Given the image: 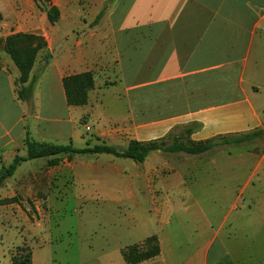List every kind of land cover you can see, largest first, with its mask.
<instances>
[{
  "label": "crops",
  "instance_id": "1",
  "mask_svg": "<svg viewBox=\"0 0 264 264\" xmlns=\"http://www.w3.org/2000/svg\"><path fill=\"white\" fill-rule=\"evenodd\" d=\"M49 4L65 22L63 31L45 11L39 17L32 0H0V171L26 155L27 138L72 145L76 134V149L125 148L131 140L167 135L169 144L183 130L187 142L217 144L198 155L150 152L136 174H120L114 164L120 158L108 154L64 156L55 166L48 165L52 157L21 162L0 183V264H12L20 248L30 251L31 264L51 263L48 219L59 189L76 201L101 194L114 199L125 210V248L155 236L159 253L137 264H215L224 256L234 264H264V133L257 151L248 148L254 137L245 136L264 127V0ZM73 18L75 26L67 23ZM27 33L43 36L46 46L29 74L30 98L22 101L4 41ZM109 64L116 70L111 81ZM83 72L94 80L87 103L68 106L62 79ZM83 115L95 121L93 142L76 133ZM191 125L196 129L187 135ZM151 212L156 218L148 229L141 219ZM133 215L140 221L134 226ZM116 224L109 229L115 242L122 239ZM123 246L116 247L120 256ZM92 260L103 264L99 256ZM122 260L109 264H127Z\"/></svg>",
  "mask_w": 264,
  "mask_h": 264
},
{
  "label": "rangeland",
  "instance_id": "2",
  "mask_svg": "<svg viewBox=\"0 0 264 264\" xmlns=\"http://www.w3.org/2000/svg\"><path fill=\"white\" fill-rule=\"evenodd\" d=\"M32 1L35 3L37 9V15L39 17L41 16V13L43 11L46 12L51 7V5L49 4V0H32ZM59 17L60 14L58 11V20L55 24L58 23L57 29L59 31H63L62 25H64L65 22L63 21L64 23L61 24L62 22H59ZM76 22H77L76 19L73 18V20L68 21L67 23L73 24L75 26ZM94 23H98V21ZM39 25L40 27H42L43 25L42 22H39ZM45 25H48V23H45ZM27 34H32V33H27ZM33 35L41 37L45 42L43 36L39 34H33ZM102 46L106 49L105 41H102ZM43 55H44L43 58H45V56L47 55L45 54V50L43 52ZM109 68H110V72L112 73L111 75L109 74L110 72L108 73L109 80L110 81L115 80L116 70L113 69L111 64H109ZM101 79L103 81V77H101ZM41 89H39V91ZM117 89L120 90L121 86H118V88L115 89V92ZM37 93H38V88L37 91L35 92L36 99H37ZM41 93L45 94V91H41ZM30 95H31V91L29 93L27 92L26 97L23 96L24 98L22 101L29 99ZM113 98L114 97H110V101H113ZM54 105L56 106V111H58L57 114L58 113L59 115L62 114L63 110L59 102H57V100H54ZM30 106L33 108L34 115H36L35 109L37 108V100L34 99V103L31 102ZM28 123L31 124L30 119L26 122V124ZM93 124L95 125V121L93 122L86 115H83L75 125L76 133L77 134L81 133V137L83 139L85 140L88 139L89 141L93 142L94 138L96 137L95 131L93 130V126H92ZM86 127H89V130H86ZM191 128H192L191 131L195 130L196 126L191 125ZM182 133L183 130L181 131L176 130V133H174L176 134L175 135L176 138H174L173 141L176 143L187 144V140H186L187 137H185V135ZM168 136L169 135H167L163 139H167ZM27 139L32 142H35L32 139L29 138ZM250 141L251 142L248 143L249 144L248 148L257 151V149L259 148L260 144L263 141V137L260 138L259 136H254L253 141L252 140ZM67 144L69 143L68 142L63 143V145H67ZM72 145L75 148H79L81 146L80 139L76 134H75V138L73 139ZM116 148L118 150L123 149L120 143ZM100 157H104V156L101 155ZM114 164L116 165L117 168H119L120 174L123 173L136 174L137 173L136 167L141 165V163H136L130 159H125V158L116 159ZM116 185H117L116 187L117 191H120L121 183L117 182ZM55 193L56 194L58 193L59 196L53 198V202H54L53 209L48 219V225L50 226V233L52 234V240L49 244L51 250V259H52L50 264H81V263L88 264L87 261L91 262L93 261L92 259L96 258L97 256H99V258H102L101 261L103 262V264L121 263L123 261L121 258L122 256L119 255V252L116 249V247L119 248V245L121 247L125 245L127 242V239L124 238V233H123L124 231L123 218L125 217V210H123V208H120L118 205H116V203H114V199H110L109 197L103 194H101L98 197H89L86 199H82L80 201L79 200L76 201V199H73L69 193H67L66 195L63 194L61 195L60 189L55 190ZM138 198H140L141 200H146L145 207L149 211L152 210V207L150 206L148 200L144 197V195L142 198L140 196ZM31 202H32L31 200H28L27 205L30 206ZM132 211L134 212V209ZM134 217L135 216L133 215L132 218L133 226L137 225L140 222L136 220ZM153 218L154 219L156 218L153 212H151L149 215L143 214L141 222L144 223L148 229H150L151 227H154V224L151 223V219ZM160 220H161V216L159 217L158 222ZM114 222L117 223L116 224L117 230L119 229V234H121L120 238H122L121 240H117L116 242L113 240L115 236L114 232L109 231V229H111V226L113 225ZM117 238H118V234H117ZM88 245L91 246V249L87 247ZM122 248L125 247L123 246Z\"/></svg>",
  "mask_w": 264,
  "mask_h": 264
},
{
  "label": "trees",
  "instance_id": "3",
  "mask_svg": "<svg viewBox=\"0 0 264 264\" xmlns=\"http://www.w3.org/2000/svg\"><path fill=\"white\" fill-rule=\"evenodd\" d=\"M47 20L52 25L58 20V10L50 7L47 11ZM46 46L43 39L33 34H13L6 37L4 41V52L10 58L19 72L16 84L17 96L23 100L26 93L31 90L26 87L29 80L30 71L35 63L37 53ZM62 86L65 95V101L68 106H83L87 103L88 93L93 89L94 80L90 72H83L76 75L66 76L62 79ZM186 134L191 129H185ZM262 130H256L253 133L245 135L248 137L262 136ZM244 139V137H242ZM222 139V138H221ZM219 139V140H221ZM224 142L232 140L222 139ZM233 142H235L233 140ZM26 155L15 156L12 162L3 171H0V183L10 176L16 167L24 161L38 158L52 157L48 162L49 166H55L60 158L67 156L71 159L75 155L83 154H108L116 158L130 159L136 163H142L147 155L153 151L177 153L183 152L188 155H198L210 150L217 142L215 139L202 142H187V144L172 142L167 144L164 140H153L148 142L129 141L127 146L118 150L114 146L98 144L92 147L85 146L81 149L74 148L70 143L67 145H56L48 143L32 142L25 140ZM159 253L158 243L155 236L147 238L139 245H133L121 250V256L127 264H137L149 260ZM12 264H31V253L25 248H20L16 255L11 257ZM215 264H234L229 257H222Z\"/></svg>",
  "mask_w": 264,
  "mask_h": 264
},
{
  "label": "built area",
  "instance_id": "4",
  "mask_svg": "<svg viewBox=\"0 0 264 264\" xmlns=\"http://www.w3.org/2000/svg\"><path fill=\"white\" fill-rule=\"evenodd\" d=\"M86 130H89V127H86Z\"/></svg>",
  "mask_w": 264,
  "mask_h": 264
}]
</instances>
